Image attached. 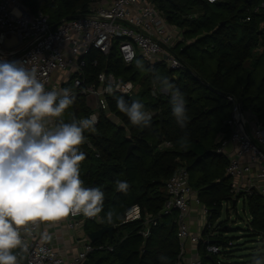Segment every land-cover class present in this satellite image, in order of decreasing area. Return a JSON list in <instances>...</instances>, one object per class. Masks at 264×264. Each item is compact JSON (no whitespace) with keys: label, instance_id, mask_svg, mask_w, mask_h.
<instances>
[{"label":"trees","instance_id":"obj_1","mask_svg":"<svg viewBox=\"0 0 264 264\" xmlns=\"http://www.w3.org/2000/svg\"><path fill=\"white\" fill-rule=\"evenodd\" d=\"M92 1L94 0H22L33 13L42 11L47 14L52 26L87 11ZM262 1L221 0L211 4L206 0H156L169 22L185 29V37L189 41L174 50L185 64V69L175 72L165 65L158 64L154 67L182 93L186 102L187 126L181 129L177 125L172 115L169 95H151L153 83L149 72L140 81L142 92L139 96H108L110 114L102 113L94 130L84 132L85 142L81 146L85 149V159L80 164V178L85 187L95 182L96 187L104 192L103 209L99 213L103 222L94 223L95 230L105 225H115L116 229L112 240L109 234H105L101 242H94V245L112 244L113 249L93 252L88 257L90 262L175 264L180 244L172 216L164 217L153 227L146 240L139 233L141 221L125 222V217L135 205L140 206L143 215L158 214L168 198L166 181L182 164L189 171L197 169L194 176L190 174V183L197 191L201 203L212 211L214 234H207L205 241L222 249L220 255H210L207 244L202 241L200 250L203 263L218 264V260H221V264H225V261L231 264L234 257L233 238L225 235L229 229L226 222L217 223L226 208L224 203L232 204L231 209L226 208L227 213L236 208V205L233 206L231 180L226 176L228 160L214 152L216 140L212 147L208 142L214 131L213 113L221 105L229 106L224 98L225 94L235 95L246 109L255 110L244 101L243 95L228 88L226 80L243 72L248 62L256 65L264 59V10L261 14L253 13ZM193 14L196 16L191 17ZM249 16L251 20L246 21ZM259 48L262 51L258 56ZM207 54L216 57L214 70L207 71L205 67ZM137 61L142 60L139 58L126 66L116 45L108 55L93 50L87 57L86 79L92 82L100 72L107 71L138 81L140 71L136 66ZM143 65L149 69L145 63ZM247 72L250 78V70ZM120 96L129 103L139 100L146 111L153 113L149 127L140 128L130 123L128 117L117 107L116 101ZM91 112L86 98L79 95L75 104L66 109L61 118L63 122L70 123L73 118L79 120L89 117ZM255 113L264 119V112ZM110 116L118 119L121 124L117 125ZM223 130L224 125L217 130V134ZM87 139L93 148L88 146ZM166 141L171 142L172 146L161 149L160 145ZM132 144L135 146L129 153ZM192 179L194 183L191 182ZM117 180L128 182L130 187L126 193L116 190ZM244 204L251 214L249 231L255 241H264V196L252 194L244 200ZM113 207H116L115 213H112ZM206 232H209L208 228L205 229V234ZM13 252L15 254L16 249ZM258 255L264 256V253Z\"/></svg>","mask_w":264,"mask_h":264},{"label":"built area","instance_id":"obj_2","mask_svg":"<svg viewBox=\"0 0 264 264\" xmlns=\"http://www.w3.org/2000/svg\"><path fill=\"white\" fill-rule=\"evenodd\" d=\"M206 1L214 4L221 0ZM263 10L264 0L253 13L261 14ZM250 20L251 17H247L246 21ZM13 38L15 43L8 45L7 40ZM188 43L185 29L170 23L156 0H94L87 11L64 19L56 27L51 25L47 14L33 13L22 0H0V58L25 63L28 68L36 66L47 91L59 92L68 88L73 94L84 96L87 104L94 102L95 106H88L97 122L102 113H110L108 96L136 97L142 91V85L107 71L100 72L94 81H87V57L93 50L108 55L116 45L126 66L141 58L149 68L154 69L160 64L176 72L185 69V64L174 50ZM150 93L153 97L167 94L157 84L152 85ZM224 98L231 113L224 130L219 133L214 152L228 160L226 176L231 180L233 202L236 201L234 205L237 206L241 198L245 200L252 194L264 196V119L246 109L235 95L225 94ZM86 142L93 148L89 139ZM171 146L172 143L166 141L160 148ZM190 180L188 167L179 165L166 181L168 198L158 214L143 215L140 206L135 205L125 217V222L141 221L139 233L146 240L153 227L164 217L172 216L180 244L175 264H204L200 243L206 240L207 234H214L212 211L201 203ZM193 206L200 208L206 224L199 233L191 229L188 221ZM224 206L232 208L228 202ZM89 222L101 224L103 218L100 214L91 218L82 214L65 217L66 226L71 230ZM50 224L29 223L19 229L22 240L28 245L26 252L16 249L19 264H83L93 252L113 249L109 243L94 245L86 236L80 240L76 253L65 256L46 238ZM206 228L209 232L205 234ZM188 244L192 246L191 252ZM206 248L210 255H220L222 251L212 243Z\"/></svg>","mask_w":264,"mask_h":264},{"label":"clouds","instance_id":"obj_3","mask_svg":"<svg viewBox=\"0 0 264 264\" xmlns=\"http://www.w3.org/2000/svg\"><path fill=\"white\" fill-rule=\"evenodd\" d=\"M136 66L169 94L172 115L186 128V102L179 89L142 61ZM73 103L71 89L47 91L36 66L0 58V264H19L13 250L27 251L22 226L69 215L96 217L103 209L104 192L84 187L80 178L85 154L78 146L85 142L84 132L94 130L97 117L63 122L59 118ZM116 103L133 126H150L153 113L139 100L129 103L120 96ZM129 187L127 181H116L119 192ZM252 264H264V256H254Z\"/></svg>","mask_w":264,"mask_h":264},{"label":"rangeland","instance_id":"obj_4","mask_svg":"<svg viewBox=\"0 0 264 264\" xmlns=\"http://www.w3.org/2000/svg\"><path fill=\"white\" fill-rule=\"evenodd\" d=\"M15 43V38L8 39L7 44L12 45ZM259 51L258 56L260 55ZM201 53V52H200ZM199 53V54H200ZM208 55V54H207ZM211 55V54H210ZM208 55L206 58L205 67L207 71L214 70L216 68V57ZM201 58V54H200ZM253 62H248L245 64L244 71L239 75L232 76L226 80L228 88L236 90L239 94L244 96V101L253 108L255 112H264V59H262L256 65L252 64ZM144 64V63H143ZM145 69L146 66H144ZM140 71L139 80L136 81V85L139 84L142 78H144L148 71ZM250 70L251 77L247 76ZM245 90H244V88ZM93 101V100H92ZM92 106H95L94 102H90ZM87 104V105H88ZM89 107V106H88ZM230 107L228 105H221L218 110L213 113L214 119V131L209 136V146H213L217 138V130L221 128L226 120L229 117ZM114 118L113 116H110ZM117 125H120V121L115 119L114 121ZM197 169H192L190 171L191 176L195 175ZM194 183V179L191 181ZM116 207L112 208V213H115ZM223 209L221 216L218 219V222H226L228 224V230L225 234L229 238H233L232 249H233V259L231 264H250L254 256H257L259 253H264V241L263 239H257L251 234L248 229V224L251 220V214L248 208L245 207L244 200L241 198L237 203L236 208L233 210ZM94 222L88 223V230L92 231L96 227ZM225 264H229L225 261Z\"/></svg>","mask_w":264,"mask_h":264},{"label":"crops","instance_id":"obj_5","mask_svg":"<svg viewBox=\"0 0 264 264\" xmlns=\"http://www.w3.org/2000/svg\"><path fill=\"white\" fill-rule=\"evenodd\" d=\"M139 84L141 83L139 82ZM141 92L142 91L138 93V96L139 94H141ZM166 95H169V94H166ZM230 113H231V107H230ZM218 136H219V133L217 135L216 142L218 140ZM233 206H234V202H233ZM188 221L191 226V229L195 231L196 233L202 232L206 226L204 217L198 206L192 207L191 212L188 216ZM87 226L88 224H86L84 227H79V228L71 230L70 228L66 226L65 218H62L59 221L51 222L49 226L48 237L49 236L51 237L50 239L51 244L55 248H57L59 252H61L65 256H72L74 253L78 251V248L80 247V240L88 236V233L90 232V230H88ZM191 247L192 246L188 244L189 252H191V249H192ZM201 251L202 250H200V252Z\"/></svg>","mask_w":264,"mask_h":264},{"label":"water","instance_id":"obj_6","mask_svg":"<svg viewBox=\"0 0 264 264\" xmlns=\"http://www.w3.org/2000/svg\"><path fill=\"white\" fill-rule=\"evenodd\" d=\"M57 26V25H56ZM54 26V27H56ZM78 97V94L77 93H74V103L76 102V99ZM62 119V118H60ZM163 119V116H161V120ZM63 120V119H62ZM135 145L132 144L130 147H129V153H131L133 151V147ZM79 150L84 152L85 149L79 145ZM86 188H96V184L95 182H93L91 185L87 186ZM234 204H236V201H234ZM116 229V226L115 225H111V226H102L101 228L99 229H96V230H93V231H90L88 233V236L89 238L92 240V242H101L103 240V237L105 234H109V237H110V240L113 239V235H114V230ZM83 264H99V261H96V262H90L89 260H86Z\"/></svg>","mask_w":264,"mask_h":264}]
</instances>
